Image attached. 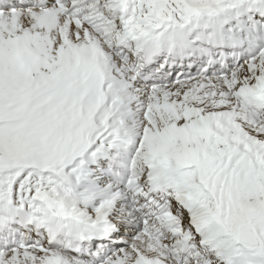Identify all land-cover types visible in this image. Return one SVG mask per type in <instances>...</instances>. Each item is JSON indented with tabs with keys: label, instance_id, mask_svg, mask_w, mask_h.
<instances>
[{
	"label": "snow or ice",
	"instance_id": "snow-or-ice-1",
	"mask_svg": "<svg viewBox=\"0 0 264 264\" xmlns=\"http://www.w3.org/2000/svg\"><path fill=\"white\" fill-rule=\"evenodd\" d=\"M0 264H264V0H0Z\"/></svg>",
	"mask_w": 264,
	"mask_h": 264
}]
</instances>
